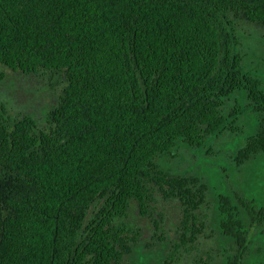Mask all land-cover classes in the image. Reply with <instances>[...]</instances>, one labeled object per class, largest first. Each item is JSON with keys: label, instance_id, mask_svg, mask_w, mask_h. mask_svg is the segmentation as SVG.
<instances>
[{"label": "trees", "instance_id": "obj_1", "mask_svg": "<svg viewBox=\"0 0 264 264\" xmlns=\"http://www.w3.org/2000/svg\"><path fill=\"white\" fill-rule=\"evenodd\" d=\"M245 24L264 29V0H0V84L12 71L60 95L41 125L0 97V264H126L142 220L167 241L172 203L164 264H214L198 243L208 186L168 167L183 147L212 154L243 133L248 112L256 132L235 163L264 155ZM217 213L222 264H244L245 217L264 228V207L220 197Z\"/></svg>", "mask_w": 264, "mask_h": 264}, {"label": "rangeland", "instance_id": "obj_2", "mask_svg": "<svg viewBox=\"0 0 264 264\" xmlns=\"http://www.w3.org/2000/svg\"><path fill=\"white\" fill-rule=\"evenodd\" d=\"M242 33V51L246 55L247 69L251 75L260 79L264 88V29L245 24ZM52 90L41 86L39 79L28 78L10 71L7 79L0 84V97L12 115H29L41 125L60 96L59 89ZM243 126V133L225 134L215 140L212 154L206 152V150L210 151L208 148L202 150L181 148L178 152L179 157L168 167L174 175L198 176L208 186L207 204L210 220L198 243L202 259L206 261L207 253L213 252L214 264L224 262L223 251L232 245L230 240H226L221 235L217 227L218 199L228 197L234 200L235 197H241L249 202L253 201L257 208L264 207V155L247 162L242 167H238L235 163L238 151L256 132V119L253 114L246 113ZM210 145L211 143L208 147ZM169 209L173 218L166 227L167 241L159 243L153 240V231L148 230L145 221L142 220L140 227L144 229L143 240L126 264L165 263L169 248L174 242L180 216L174 203ZM244 223L249 231L250 243L244 264H264V228L250 225L247 217ZM182 264H194L193 258L184 260Z\"/></svg>", "mask_w": 264, "mask_h": 264}]
</instances>
